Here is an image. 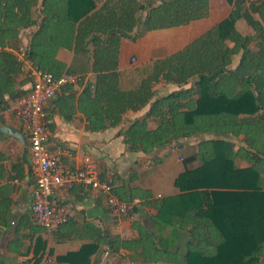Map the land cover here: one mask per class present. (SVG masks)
Wrapping results in <instances>:
<instances>
[{
	"label": "trees",
	"instance_id": "1",
	"mask_svg": "<svg viewBox=\"0 0 264 264\" xmlns=\"http://www.w3.org/2000/svg\"><path fill=\"white\" fill-rule=\"evenodd\" d=\"M228 1L232 11L227 18L179 52L155 61L139 89L122 91L116 71L122 38L135 41L151 30L208 17L210 0H162L149 9L142 0H105L99 8L97 0H0V124H6L4 113L13 103L31 90L23 63L8 47H17L22 31L33 26L27 57L55 78L73 74L58 58L62 48L91 54L96 81L81 93L76 89L81 80L66 83L53 98L66 119L79 110L90 131L117 127L127 111L146 106L154 96V84L164 80L191 86L157 99L145 117L132 121L122 133L127 149L151 154V164L157 165L163 162L158 154L162 148L184 138L212 135L200 138L188 158L201 164L175 178L178 194L154 203L156 223L160 230L170 227L171 237L159 239L156 231L137 220L130 224L138 232L133 239L86 224L90 234H80L85 242L57 255L58 262L99 264L102 253L109 251L121 264L127 258L122 250H127L141 263L264 264V0ZM145 10L147 15L142 14ZM239 20L253 33H243ZM229 134L242 144L237 147L222 137ZM5 158L0 150V166ZM238 159L247 166H240ZM115 182L112 179L113 190L123 201L152 196L150 189ZM136 210L133 205L132 213ZM34 224L32 228L48 232ZM53 232L62 238L68 234L65 224ZM72 233L81 231L72 226ZM35 244L33 264H38L49 237L40 234Z\"/></svg>",
	"mask_w": 264,
	"mask_h": 264
},
{
	"label": "crops",
	"instance_id": "2",
	"mask_svg": "<svg viewBox=\"0 0 264 264\" xmlns=\"http://www.w3.org/2000/svg\"><path fill=\"white\" fill-rule=\"evenodd\" d=\"M105 0H97V8L103 5ZM148 9L156 6L162 0H142ZM147 11H142L147 15ZM232 11V5L228 0H210V13L208 17L196 19L188 24L169 28L155 29L148 31L137 40L122 38L119 54V64L116 69L119 72L120 88L122 91H132L140 88L142 80L153 72L154 62L165 59L168 56L179 52L200 36L204 35L221 21L227 18ZM38 11L35 9L34 16ZM237 27L245 34H252L253 29L239 20ZM35 30L30 27L22 31L21 45L28 46V36ZM58 58L73 69V74L80 77L83 82L77 85L79 93L88 83H94L97 74L92 70V59L90 53L76 54L74 50L62 48L58 53ZM238 58L235 60V64ZM25 70V68H24ZM27 73V71L25 70ZM191 85L180 86L173 82H160L154 84V96L150 102L138 110H129L124 116L122 124L104 131H90L87 129V118L85 114L77 110L71 119H66L58 112L50 99L46 105V111L50 120L49 149L56 150L65 146L69 152L63 155V159L72 167H81L84 159L90 157L101 174L114 179L115 186L128 182L131 187H142L150 189L152 196L146 198H136L133 205L137 207L133 219L139 221L148 228L156 231L159 239L163 236L171 237V228L160 230L156 223L158 210L155 206L156 199L165 196L177 195L178 191L174 186L175 178L187 168H194L201 164V160L188 161L194 154L195 145L203 136L211 134L192 136L180 140L171 146H167L158 151L163 158L160 164H151V154L142 151H129L124 142L123 131L129 124L139 118L145 117L152 103L157 99ZM29 87L26 85L25 88ZM186 102V100H184ZM5 125H11L17 130L27 134L16 118L14 113V103L12 108L4 113ZM154 120L151 118V127H154ZM222 137L233 140L237 147L241 141L233 135H223ZM0 150L4 152L6 158L0 166V211L3 215L0 218V264H33L35 256L36 239L40 236L49 237L48 250L38 264H43L44 259L49 255L53 258L51 264H66L57 261V255L68 251L77 250L85 242L80 238V234H90L84 229L86 224L93 225L112 234H120L122 229H131V222L118 224L111 216L106 203V197L99 190L83 185H75L72 188L56 187L52 194L55 202L66 205L71 213L70 221L65 224L68 234L62 238L54 234L53 230L34 229L31 212V188L35 184V174L31 169V151L28 137L27 145L14 137L0 136ZM169 153L177 154L176 167L167 165ZM240 166H247L248 162L238 159ZM181 165L180 168L178 166ZM174 169H177L174 171ZM135 176L133 182L130 177ZM4 219V220H3ZM35 225V224H34ZM77 227L81 233L71 234V227ZM182 247L181 241L177 242ZM132 252L122 250L127 258L124 261L132 260ZM118 257L108 251L101 255L99 264H116ZM134 261V260H132ZM136 262V261H135ZM136 264H166V263H141Z\"/></svg>",
	"mask_w": 264,
	"mask_h": 264
},
{
	"label": "built area",
	"instance_id": "3",
	"mask_svg": "<svg viewBox=\"0 0 264 264\" xmlns=\"http://www.w3.org/2000/svg\"><path fill=\"white\" fill-rule=\"evenodd\" d=\"M246 4L260 0H245ZM27 45L10 48L19 61L23 63L27 75L31 78V90L14 103V113L22 124L31 151V169L35 174V184L30 192L32 197L31 212L33 221L48 230L64 225L71 219L69 208L52 199L55 187L72 188L83 185L99 190L106 197V203L112 217L118 224L133 221L135 213L133 204L121 200L114 192L111 178H102L92 159L86 157L81 167H72L64 161L63 155L69 152L65 146L56 150L49 149L50 120L46 105L53 99L60 88L66 83H77L80 77L65 72L55 78L35 66L27 57ZM123 239H133L137 233L131 229H122ZM108 253V251H107ZM53 263V258L47 256L43 264ZM121 264H136L135 261H123Z\"/></svg>",
	"mask_w": 264,
	"mask_h": 264
},
{
	"label": "water",
	"instance_id": "4",
	"mask_svg": "<svg viewBox=\"0 0 264 264\" xmlns=\"http://www.w3.org/2000/svg\"><path fill=\"white\" fill-rule=\"evenodd\" d=\"M0 136L14 137L21 141L24 145H27L26 135L22 131L17 130L11 125L0 124Z\"/></svg>",
	"mask_w": 264,
	"mask_h": 264
},
{
	"label": "rangeland",
	"instance_id": "5",
	"mask_svg": "<svg viewBox=\"0 0 264 264\" xmlns=\"http://www.w3.org/2000/svg\"><path fill=\"white\" fill-rule=\"evenodd\" d=\"M242 23H246L244 20H242ZM247 25V24H246ZM209 137V136H207ZM202 138V137H199ZM179 162L177 161V154L176 153H169L168 157H167V165H169L170 167H176V165ZM181 165L178 166V168H180ZM177 168V167H176ZM177 169H174V171H176ZM56 188V187H55ZM172 232V229L170 231V233ZM182 250L185 251V247L184 245H182Z\"/></svg>",
	"mask_w": 264,
	"mask_h": 264
}]
</instances>
